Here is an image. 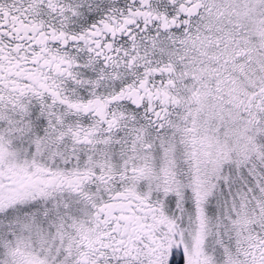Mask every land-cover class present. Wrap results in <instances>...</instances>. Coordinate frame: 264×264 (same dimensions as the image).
<instances>
[{
	"label": "snow or ice",
	"instance_id": "1",
	"mask_svg": "<svg viewBox=\"0 0 264 264\" xmlns=\"http://www.w3.org/2000/svg\"><path fill=\"white\" fill-rule=\"evenodd\" d=\"M0 264H264V0H0Z\"/></svg>",
	"mask_w": 264,
	"mask_h": 264
}]
</instances>
